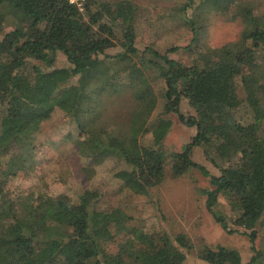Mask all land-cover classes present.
Here are the masks:
<instances>
[{
  "label": "trees",
  "instance_id": "16d2710c",
  "mask_svg": "<svg viewBox=\"0 0 264 264\" xmlns=\"http://www.w3.org/2000/svg\"><path fill=\"white\" fill-rule=\"evenodd\" d=\"M210 3L221 13L234 5L233 18L250 28L249 44L246 52L215 62L207 49L189 64L168 57L177 47L164 53L147 50L164 65V112L196 130L181 152L168 153L135 140L131 112L121 117L104 105L106 95L131 98L146 83L145 75L131 80L138 54L136 7L122 18L129 6L125 0H84L82 12L68 0H0V264H185L193 253L183 234L145 233L122 208H99L97 190L36 198L9 191L19 174L36 171L35 129L55 110L83 137L115 116L121 133H99L79 156L88 168L109 164L113 177L137 196L162 184L166 166L174 179L192 171L207 178L208 187L201 191L206 210L228 234L248 232L255 251L256 227L264 218V22L250 3ZM114 47L121 51L107 55ZM47 52L62 53L68 67L54 68ZM235 86L243 91L242 99L232 93ZM182 98L194 115L180 112ZM197 148L218 176L194 162ZM220 197L231 217L214 213ZM195 257L202 264H241L236 250L220 246L200 248Z\"/></svg>",
  "mask_w": 264,
  "mask_h": 264
},
{
  "label": "rangeland",
  "instance_id": "374dc122",
  "mask_svg": "<svg viewBox=\"0 0 264 264\" xmlns=\"http://www.w3.org/2000/svg\"><path fill=\"white\" fill-rule=\"evenodd\" d=\"M125 1L129 2V6L121 14L122 18H128L136 7L134 45L138 54L134 60L131 80L136 81L139 75H145L146 83L131 98L106 95L104 105L109 113H118L121 117L127 112L133 114L131 126L135 129L133 137L137 142L161 146L168 153L181 152L195 136L196 130L183 125L174 113L164 112L162 93L165 86L161 75L164 65L147 50L150 48L164 53L171 47H177L178 51L168 54V57L189 64L194 57L202 56L209 49L215 62L226 54L246 52L250 28L241 18H233L234 5H230L227 12L221 13L212 8L211 0H193L192 7H187L189 0ZM234 1L250 3L253 14L264 22V0ZM186 22L192 25L183 24ZM9 30L5 29L4 33ZM193 36L196 38L195 44L192 43ZM188 46H192L193 50L185 52L183 49ZM120 51L119 47H114L106 50V54L114 55ZM47 56L54 59V68L68 67L62 53L47 52ZM232 93L241 99L244 96L239 86H235ZM179 110L186 116L194 115L184 98L180 101ZM112 117L99 121L83 137L79 136L68 117L55 110L49 119L35 129L36 171L29 176L19 174L8 185L9 191L14 196L26 197L32 194L36 198L41 194L50 197L74 196L84 190H97L101 196L99 208H122L145 233L168 234L170 237L183 234L193 251L188 254L185 264H202L195 255L205 246L236 250L241 257V264H247L251 259H254V264H264V218L256 227L253 251L248 232L238 229V232L228 234L206 210L205 197L201 191L208 187V179L197 171L174 179L169 175V166H166L162 184L152 189L147 196H137L113 177L109 164L86 167L79 156L80 150L93 144L101 132L121 133L117 119ZM262 129L264 133V122ZM2 145L0 143V150ZM193 160L204 166L210 175H219V170L206 158L202 149L194 150ZM213 211L217 216L231 217L225 198L218 199Z\"/></svg>",
  "mask_w": 264,
  "mask_h": 264
},
{
  "label": "built area",
  "instance_id": "2783aa9c",
  "mask_svg": "<svg viewBox=\"0 0 264 264\" xmlns=\"http://www.w3.org/2000/svg\"><path fill=\"white\" fill-rule=\"evenodd\" d=\"M69 4L74 5L80 12L84 10V0H68Z\"/></svg>",
  "mask_w": 264,
  "mask_h": 264
}]
</instances>
